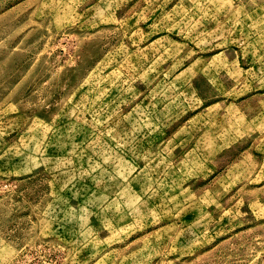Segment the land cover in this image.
Returning a JSON list of instances; mask_svg holds the SVG:
<instances>
[{
	"label": "rangeland",
	"instance_id": "1",
	"mask_svg": "<svg viewBox=\"0 0 264 264\" xmlns=\"http://www.w3.org/2000/svg\"><path fill=\"white\" fill-rule=\"evenodd\" d=\"M0 264H264V0H0Z\"/></svg>",
	"mask_w": 264,
	"mask_h": 264
}]
</instances>
